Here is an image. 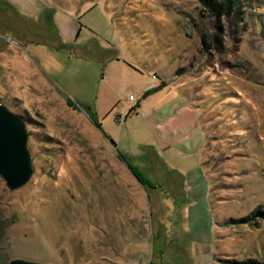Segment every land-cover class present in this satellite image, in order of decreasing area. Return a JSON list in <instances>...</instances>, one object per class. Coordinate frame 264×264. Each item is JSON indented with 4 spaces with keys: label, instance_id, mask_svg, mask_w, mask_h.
Masks as SVG:
<instances>
[{
    "label": "rangeland",
    "instance_id": "obj_1",
    "mask_svg": "<svg viewBox=\"0 0 264 264\" xmlns=\"http://www.w3.org/2000/svg\"><path fill=\"white\" fill-rule=\"evenodd\" d=\"M238 1L217 18L197 0H0V104L32 168L17 190L0 176V264H264V0ZM176 95L206 139L204 245L181 204L192 160L158 149L152 118Z\"/></svg>",
    "mask_w": 264,
    "mask_h": 264
},
{
    "label": "crops",
    "instance_id": "obj_2",
    "mask_svg": "<svg viewBox=\"0 0 264 264\" xmlns=\"http://www.w3.org/2000/svg\"><path fill=\"white\" fill-rule=\"evenodd\" d=\"M53 18L54 15L52 14L51 24ZM172 95L170 94V96ZM162 102L159 99L153 106L160 105ZM170 102L172 107L175 106L174 110L169 113L157 110L154 111L156 116L152 117L153 120H158L159 113L161 115V120H158L159 126L161 125L160 129H166V134H164L165 139H162L163 133H159L161 139L158 143V149L162 151L174 150L179 155L192 160V167L185 172V177L184 175L181 176L179 181L182 184L181 191L184 193L181 204L186 209L185 216L189 219L191 218L190 220L193 219L192 223L195 225L192 228L191 238L193 241H198L199 244L204 245L205 239H210L213 242L216 225L211 209L210 185L205 169L202 167L205 158L206 139L203 138L199 131V127L203 130L201 117L195 111L199 108L193 103L188 104L186 99L180 95L174 96ZM132 104L127 101V105ZM175 132H179V134L176 135ZM166 135H169L173 139H166ZM204 233L206 236L203 240L201 235ZM210 241L208 240V242Z\"/></svg>",
    "mask_w": 264,
    "mask_h": 264
},
{
    "label": "water",
    "instance_id": "obj_3",
    "mask_svg": "<svg viewBox=\"0 0 264 264\" xmlns=\"http://www.w3.org/2000/svg\"><path fill=\"white\" fill-rule=\"evenodd\" d=\"M28 134L21 118L0 104V176L10 190L23 187L32 175ZM8 264H48L12 259Z\"/></svg>",
    "mask_w": 264,
    "mask_h": 264
},
{
    "label": "trees",
    "instance_id": "obj_4",
    "mask_svg": "<svg viewBox=\"0 0 264 264\" xmlns=\"http://www.w3.org/2000/svg\"><path fill=\"white\" fill-rule=\"evenodd\" d=\"M197 1L208 14L216 16L217 18L222 16H227L230 14L237 15V8L240 7V3L238 0H197ZM147 94H149V92ZM131 111L132 110H130V112L126 115V117L131 113ZM124 161L126 162V160ZM126 165L130 168V170H132L133 174L139 180V182H141L143 185H148L151 187L154 186L151 185V183L147 181V179L143 177L141 173L135 169V167H131L127 163ZM256 213L258 214V212L256 211L255 213L248 215L246 218L236 221V223L237 222L250 223V221H252V217H254Z\"/></svg>",
    "mask_w": 264,
    "mask_h": 264
},
{
    "label": "built area",
    "instance_id": "obj_5",
    "mask_svg": "<svg viewBox=\"0 0 264 264\" xmlns=\"http://www.w3.org/2000/svg\"><path fill=\"white\" fill-rule=\"evenodd\" d=\"M128 101L129 102H135V97L133 95L128 96Z\"/></svg>",
    "mask_w": 264,
    "mask_h": 264
}]
</instances>
